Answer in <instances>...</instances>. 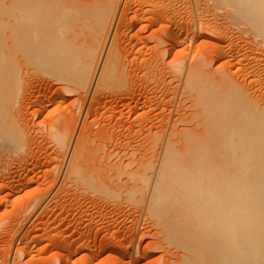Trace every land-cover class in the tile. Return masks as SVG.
Masks as SVG:
<instances>
[{"label": "bare ground", "instance_id": "bare-ground-1", "mask_svg": "<svg viewBox=\"0 0 264 264\" xmlns=\"http://www.w3.org/2000/svg\"><path fill=\"white\" fill-rule=\"evenodd\" d=\"M178 1L0 0V208L39 180L28 178L40 165L30 153L54 144L41 166L63 162L5 229L0 218V264L13 254L12 264H69L80 254L73 264H96L105 253L135 264L145 208L179 251L163 264H264V0H210L216 14L192 0L184 27ZM120 107L137 123L128 126ZM147 107L168 114L151 119ZM29 112L47 129L31 128ZM114 197L138 205V218L94 206ZM33 214L37 233L15 252ZM51 248L58 258L37 260Z\"/></svg>", "mask_w": 264, "mask_h": 264}, {"label": "rangeland", "instance_id": "rangeland-1", "mask_svg": "<svg viewBox=\"0 0 264 264\" xmlns=\"http://www.w3.org/2000/svg\"><path fill=\"white\" fill-rule=\"evenodd\" d=\"M193 3L192 0H179L178 4L180 7V13L182 14L183 20H185L184 25L188 24V16H186L187 12H189L191 10V3ZM125 2V0H124ZM201 2V7H208V10L206 11L209 14H216L215 12H218L219 9L218 7L215 6V2L210 1V0H200ZM193 10L196 11H204L203 9L201 10V8H197L196 6H192ZM5 9H9V8H5ZM210 9V10H209ZM132 14V13H131ZM200 27L203 26H199L198 28H196V30H199ZM138 27L135 28L134 30H131L129 32L130 35H133L137 32ZM151 31H148L146 34H150ZM236 39L240 40L242 42H247L249 45H247L248 47H252L253 46V38L248 36V34H244V36H241L240 38L238 37V34H236ZM153 44V43H152ZM188 45V44H186ZM183 48L179 47V49ZM262 56H264V54H261ZM226 62V60H222V61H218L214 64L215 66H219L221 63ZM39 77V75L35 76V80L36 78ZM50 77L48 76L46 78V80H49ZM150 96V95H149ZM78 98V96L75 94L73 95L70 100L63 105V107H61V111H65L66 109L69 108V106H71L72 102L74 100H76ZM118 98V97H117ZM117 98H114L113 100H116ZM90 98L88 97L86 100V104L85 107H83V113H82V119H81V123H83V121L86 118V113L89 109V105H90ZM82 105V103L80 102L78 105L77 103H75L73 105L75 111L79 112L80 107ZM38 107H35V109ZM111 107H108L107 109H109ZM35 109H31L30 112H32V110ZM120 109L124 110L125 112V116L129 117L130 116V108L129 107H120ZM147 111H148V118L151 119H157V120H162L167 114H168V110H164L161 111L159 109V107H147ZM29 112V113H30ZM54 115V114H53ZM54 116H51L48 119V121L52 120ZM44 119V117L42 118ZM128 119V126H132L133 124H136L137 121L135 120V115L131 114V117L127 118ZM27 120L29 121V125L31 128H34L36 130L38 129H47V125H39V121L41 119H38L35 115L33 114H28L27 116ZM47 121V120H46ZM81 128V127H80ZM96 129H98V127H96ZM79 133V132H78ZM101 143V146H105L106 140H101V142H98L97 145ZM148 143V142H147ZM147 143H145V145L147 146ZM50 150L47 149H42L43 152V157L41 160H39V155L41 153H39L38 151H35L34 153H30L27 158L28 160H30L33 164H37L38 162H40V165L37 166L34 170H33V174L30 175V177H39V180L37 181L36 184L33 185V187H26L25 189H23L22 192H20L19 194H17L16 196H14L11 201L8 204H4L1 208H0V214H3L2 217L0 218H4L5 221V225L3 226V229H5L7 227V222L9 220V218L12 216V214L14 213L15 209L17 207H25L26 203L29 200V197L32 195V192H35L36 189H38L39 187H41L43 190L49 188L50 186H52V183L50 181V173L49 171L52 170L54 168V166L57 163H63L61 160L56 161V162H50V163H46L44 166H41L43 163L46 162V158L49 157L48 154H50L51 152H54V149L56 148V146L54 144L50 145ZM113 147V143L111 144L110 141V147L107 149V146L105 147L106 151H110L112 150ZM45 148V147H44ZM131 148V147H129ZM48 153V154H47ZM19 161V160H17ZM11 166L15 167L13 170L16 169V167L18 166V162H14L11 161ZM65 165H63L64 168ZM66 168V166H65ZM27 178V179H28ZM63 180V177H61ZM60 180L57 182V185H55L53 187V190L51 192V197H53L55 195V193L60 189V185L62 180ZM33 190V191H32ZM32 191L30 194H28V192ZM7 190H3V192L1 193V197H6ZM71 194V193H70ZM86 195H90L89 193L86 192ZM72 198V195L70 196ZM78 196L77 197H73L75 202H78ZM80 199V198H79ZM126 199H128V197H114L111 198L110 200H108V202H105L104 204H102V202L98 201V202H94V206L97 207H103L104 208V212H111V214L113 216L116 215H120L121 217L124 216V214L127 215H131L129 221H132L135 219V217L138 218V210H139V206L136 205L133 202L127 201ZM49 202V201H48ZM83 202V200L81 201ZM47 204V203H46ZM70 206L71 207H75L73 201L70 202ZM77 208V207H75ZM147 217L145 216L143 218V221L141 223V226L139 228L140 233H145L146 235L142 238V241H138V244H135L134 247L131 250V257L133 258V263L135 264H163L165 261H168L170 258L178 260L177 257H174L172 254L173 253H179V251L177 250V248H175L171 243H169L168 241H166V239L163 238V235L159 234V229L156 226L155 222H154V218H151V214L148 212V210L145 208L144 209ZM149 216V217H148ZM38 215H31L29 217L28 220H26L22 225H21V232H20V236L18 237V239L15 241V245H14V251L16 252V250L18 248H20L21 246H23V244L21 243V240H31L32 237L37 233V227L34 226L33 222L37 219ZM129 226H132V223L129 222L128 223ZM66 227H68V225H65L61 228V231H63ZM44 228V226H43ZM6 240V238L4 239ZM4 240L2 239V237H0V259L3 256L4 252L3 249L6 246ZM118 241H116L115 246L119 245ZM144 253L146 254V256H143ZM61 254V251L57 248H51L45 252H41L40 255L38 253H36V258L37 260L39 258H53L54 256H56L55 258H58L57 256H59ZM111 253H105V254H101L98 256L97 260H96V264H116L113 261V257H109ZM82 254L77 255V257H73L71 259V262L69 264H73V263H77L79 259L78 257H80ZM39 256V257H38ZM143 256V257H142ZM139 257H142L141 259ZM140 259L139 262L135 261L137 259ZM14 260V254L12 255V257L8 260L7 264H12Z\"/></svg>", "mask_w": 264, "mask_h": 264}]
</instances>
